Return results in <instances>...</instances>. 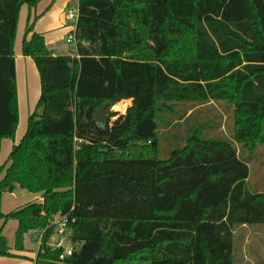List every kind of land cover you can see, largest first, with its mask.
<instances>
[{"label": "trees", "instance_id": "1", "mask_svg": "<svg viewBox=\"0 0 264 264\" xmlns=\"http://www.w3.org/2000/svg\"><path fill=\"white\" fill-rule=\"evenodd\" d=\"M40 1L0 0V152L19 124L20 12ZM78 8L76 55L54 54L34 30L39 16L27 19L22 52L36 63L41 94L0 165V256H18L3 234L14 219L15 251L44 231L36 261L61 264L62 249L48 240L67 215L75 249L63 264H234L235 226L264 224V184L250 185L251 159L235 145L254 155L264 144V0H79ZM124 99L132 104L110 124L109 109ZM210 101L233 108L232 138L208 137L217 124L197 122L159 158L167 116L193 117ZM104 103L102 125L93 116ZM17 188L43 200L4 213L3 193Z\"/></svg>", "mask_w": 264, "mask_h": 264}, {"label": "rangeland", "instance_id": "2", "mask_svg": "<svg viewBox=\"0 0 264 264\" xmlns=\"http://www.w3.org/2000/svg\"><path fill=\"white\" fill-rule=\"evenodd\" d=\"M73 26V22L69 23ZM70 33H65L64 38H68ZM57 51H59L57 49ZM60 53H67L70 55H76L77 45L71 43L69 49L65 52L60 50ZM132 104V99H124L113 105L109 111L116 112L111 121H114L120 116V114H125L127 108ZM181 103H176L175 105H180ZM197 112L193 117H188L187 119L180 120L174 114L167 116L169 124L167 126H162L160 130V140H159V158L165 159L169 156L170 152L176 148V145H183L187 131V127L190 125H195L198 123H208L209 121L213 124H217L216 127L212 129H205L204 135L208 137L222 136L226 138H232V128L234 127V118L231 115L233 110L226 111L225 105H220L214 101H210L203 106L198 108ZM191 111L187 114L189 115ZM108 114V113H107ZM167 120V121H168ZM220 123V124H219ZM104 125V124H102ZM20 141V140H19ZM18 141V142H19ZM239 149V153L244 157H249L251 160L250 165V185L254 187L258 183L262 187L264 184V144L259 145L258 148L254 149V155L250 153V149L242 148L239 143H235ZM251 154V155H250ZM252 156V157H251ZM262 184V185H261ZM15 221L14 219H9L5 223V231L3 234L6 236L7 241L11 242V234L15 232ZM15 234V233H14ZM37 231L32 234H26L24 239V245L29 248H34L37 246V240L35 236ZM15 239V235L13 237ZM10 240V241H9ZM14 242V241H13ZM67 245H71V242L67 240ZM40 245H38L39 249ZM14 249V248H13ZM15 252V251H14ZM233 253H234V264H264V224H244L236 225L233 232ZM6 263L12 264H55V263H38L30 258H22L17 256H0Z\"/></svg>", "mask_w": 264, "mask_h": 264}, {"label": "crops", "instance_id": "3", "mask_svg": "<svg viewBox=\"0 0 264 264\" xmlns=\"http://www.w3.org/2000/svg\"><path fill=\"white\" fill-rule=\"evenodd\" d=\"M78 6L79 0H41L37 6L32 9L27 5H24L21 9L15 41L19 124L15 139L2 140L0 165L7 161L14 144L18 143V141L24 136L28 126V119L34 112L41 94V80L36 63L32 57L25 56L22 52V42L28 16L29 14L33 17L39 16L34 25L35 32L44 36L48 48L53 51L54 54H60L61 43L67 41V38L66 40L64 38V34L70 33L74 29L73 26H70V21L66 19V13L70 10L79 12ZM57 49L59 51H57ZM42 200V193H31L27 190L17 188L13 192L3 193L1 207L4 213H9L28 203L41 202ZM0 226H2V221L0 222ZM15 226V232L10 235L11 242H8L11 248H14L15 246V239L13 237L18 228L17 220L15 221ZM3 231H5V225ZM31 238H33L32 233ZM38 245L39 244L37 243V246L34 248H29L24 245L25 250L17 252L13 249V251L17 253V257L30 258L36 261ZM0 264L12 263H6L0 259Z\"/></svg>", "mask_w": 264, "mask_h": 264}, {"label": "built area", "instance_id": "4", "mask_svg": "<svg viewBox=\"0 0 264 264\" xmlns=\"http://www.w3.org/2000/svg\"><path fill=\"white\" fill-rule=\"evenodd\" d=\"M66 19L70 22H73V31L70 32L67 42L70 45L71 43H75L77 45V37H76V30H77V23L79 19V12L70 10L66 13ZM55 225V229L53 234L51 235L50 239L48 240V246L52 249H62V252L59 254V258L56 263L63 264L64 261L73 254L75 246L72 244L71 240V229L69 227V220L67 215H58L55 220L53 221ZM44 231H37L35 235V239L37 243L41 245L43 241ZM67 240L71 242V245H67Z\"/></svg>", "mask_w": 264, "mask_h": 264}, {"label": "water", "instance_id": "5", "mask_svg": "<svg viewBox=\"0 0 264 264\" xmlns=\"http://www.w3.org/2000/svg\"><path fill=\"white\" fill-rule=\"evenodd\" d=\"M62 52H65L69 49V44L67 41H64L60 45ZM128 56V54L126 55ZM108 103H104L100 108H98L93 116V120L98 124H105L108 120Z\"/></svg>", "mask_w": 264, "mask_h": 264}]
</instances>
